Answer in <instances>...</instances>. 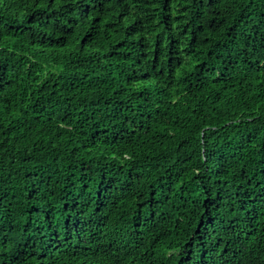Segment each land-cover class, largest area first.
I'll return each instance as SVG.
<instances>
[{
  "label": "trees",
  "instance_id": "trees-1",
  "mask_svg": "<svg viewBox=\"0 0 264 264\" xmlns=\"http://www.w3.org/2000/svg\"><path fill=\"white\" fill-rule=\"evenodd\" d=\"M0 264H264V0H0Z\"/></svg>",
  "mask_w": 264,
  "mask_h": 264
}]
</instances>
